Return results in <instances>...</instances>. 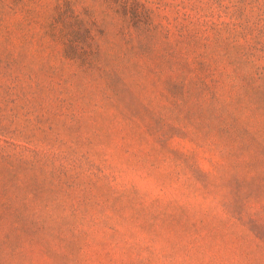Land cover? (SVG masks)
Listing matches in <instances>:
<instances>
[{"label": "rangeland", "instance_id": "rangeland-1", "mask_svg": "<svg viewBox=\"0 0 264 264\" xmlns=\"http://www.w3.org/2000/svg\"><path fill=\"white\" fill-rule=\"evenodd\" d=\"M0 264H264V0H0Z\"/></svg>", "mask_w": 264, "mask_h": 264}]
</instances>
